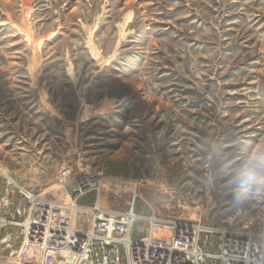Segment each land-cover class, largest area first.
<instances>
[{
	"label": "rangeland",
	"instance_id": "1",
	"mask_svg": "<svg viewBox=\"0 0 264 264\" xmlns=\"http://www.w3.org/2000/svg\"><path fill=\"white\" fill-rule=\"evenodd\" d=\"M5 188L75 231L135 197L132 238L152 210L221 228L251 209L264 233V0H0Z\"/></svg>",
	"mask_w": 264,
	"mask_h": 264
},
{
	"label": "built area",
	"instance_id": "2",
	"mask_svg": "<svg viewBox=\"0 0 264 264\" xmlns=\"http://www.w3.org/2000/svg\"><path fill=\"white\" fill-rule=\"evenodd\" d=\"M95 182L99 184L83 178L73 191L80 196ZM8 191L5 188L0 197V264H60L69 260L70 264H205L208 260L212 264H264V233L251 230L259 221L251 209L236 208L221 228L163 219L152 210L146 218L148 234L132 238V222L141 218L133 211L135 197L125 214L94 207L89 229L70 232L64 228L67 216L53 227L52 211L45 223L23 219L19 210L8 211ZM13 229H18L17 233ZM56 234L60 240L53 236ZM212 235L217 236L216 241L211 240ZM73 237L81 240L75 260L58 254L69 249Z\"/></svg>",
	"mask_w": 264,
	"mask_h": 264
},
{
	"label": "bare ground",
	"instance_id": "3",
	"mask_svg": "<svg viewBox=\"0 0 264 264\" xmlns=\"http://www.w3.org/2000/svg\"><path fill=\"white\" fill-rule=\"evenodd\" d=\"M132 203V202H131ZM76 207V206H75ZM67 231L73 232L75 230H73L71 228V220L69 219L66 223H65V227H64Z\"/></svg>",
	"mask_w": 264,
	"mask_h": 264
},
{
	"label": "water",
	"instance_id": "4",
	"mask_svg": "<svg viewBox=\"0 0 264 264\" xmlns=\"http://www.w3.org/2000/svg\"><path fill=\"white\" fill-rule=\"evenodd\" d=\"M206 235V237H209V235L208 234H205ZM206 247L209 249V246H208V244H206ZM210 251V250H209Z\"/></svg>",
	"mask_w": 264,
	"mask_h": 264
},
{
	"label": "crops",
	"instance_id": "5",
	"mask_svg": "<svg viewBox=\"0 0 264 264\" xmlns=\"http://www.w3.org/2000/svg\"><path fill=\"white\" fill-rule=\"evenodd\" d=\"M16 242L18 243V240Z\"/></svg>",
	"mask_w": 264,
	"mask_h": 264
}]
</instances>
